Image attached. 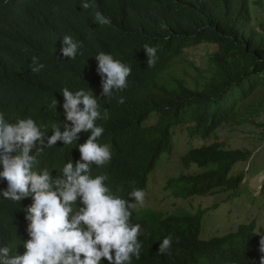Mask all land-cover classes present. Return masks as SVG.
Segmentation results:
<instances>
[{"label":"trees","instance_id":"16d2710c","mask_svg":"<svg viewBox=\"0 0 264 264\" xmlns=\"http://www.w3.org/2000/svg\"><path fill=\"white\" fill-rule=\"evenodd\" d=\"M79 4L0 0V114L7 121L32 118L50 131L53 124L70 127L59 91L83 88L101 96V77L90 56L107 52L131 73L126 88L98 99L99 110L107 113L106 119L95 121L104 129L99 143L108 144L111 155L94 171L105 175L121 197L134 183L147 192L150 174L174 151L179 127L206 139L219 137L216 133L225 127L254 123L263 128L264 141V20L254 23L252 15L254 6L264 9V0H94L87 10ZM96 11L111 23L95 24ZM64 35L80 42L74 59L59 58ZM144 44L157 48L151 67L145 64ZM203 45L214 47L209 57L202 56L204 67L185 60L192 56L190 49ZM33 57L43 65L37 72L31 71ZM79 135L77 143L87 137ZM73 154L79 156L74 145L60 144L45 148L42 156L59 171ZM252 156L250 149L220 141L194 147L182 158L190 172L172 180L170 187L184 198L233 192V199L245 179V172L234 170ZM29 203L30 198L20 203L0 199V246H7L10 256L24 251L23 208ZM203 216L202 211L167 215L138 208L132 222L141 225L142 250L132 264H260L264 252L255 222L204 241ZM165 236L170 247L158 253Z\"/></svg>","mask_w":264,"mask_h":264},{"label":"clouds","instance_id":"9594fccd","mask_svg":"<svg viewBox=\"0 0 264 264\" xmlns=\"http://www.w3.org/2000/svg\"><path fill=\"white\" fill-rule=\"evenodd\" d=\"M93 4L94 0H80L79 8L87 10ZM93 21L97 25L111 23L99 11L95 12ZM59 45L61 59H74L79 54L80 42L69 35L61 37ZM142 49L145 64L151 67L157 48L144 44ZM90 57L96 61L95 71L101 77L102 93L96 96L90 89L89 92L83 88L60 89L63 98L60 107L64 119L71 122L70 127L67 123H60V127L53 124L50 131L44 123L32 118H20L11 123L0 114V199L20 203L30 198V203L23 208L27 237L22 242L24 251L10 256L9 248L0 246V264H132L134 258H140L141 225L133 223L132 217L138 208H147L143 200L148 198V184L145 194L139 189L140 183H134L127 196L121 197L109 187L105 175L94 171L111 155L109 145L99 143L104 129L95 121L106 119L107 113L99 110L98 99L111 97L126 88L131 68L114 59L111 53L98 52ZM32 64L35 65L31 67L32 72L43 67L35 57ZM57 103L56 99L52 101L55 109ZM81 133H87V137L77 143ZM60 144L74 145L79 156L73 154L55 171L42 154L45 148ZM179 177L169 180L168 187ZM172 192L177 198L188 199L177 196L173 189ZM179 212L189 214L184 210L175 213ZM260 235V251L264 252V232ZM200 239L209 240L203 239L202 233ZM170 243V238L165 236L156 252L165 253ZM260 264H264V257Z\"/></svg>","mask_w":264,"mask_h":264},{"label":"rangeland","instance_id":"374dc122","mask_svg":"<svg viewBox=\"0 0 264 264\" xmlns=\"http://www.w3.org/2000/svg\"><path fill=\"white\" fill-rule=\"evenodd\" d=\"M254 23L264 20V9L260 6L253 7ZM214 51L213 46L203 45L190 49L191 57L185 60L198 67H204L202 56L207 58ZM256 121L260 115L253 116ZM154 120L152 121V123ZM151 123V122H150ZM263 128L249 123L231 129L225 127L209 138L190 136L185 127H179L174 133L173 154L163 157L150 177L148 183V198L143 200L144 207H151L164 213H175L184 210L189 214L203 211L202 238L210 239L213 236H226L236 232L243 223L255 222L256 231L264 232V141ZM220 141L231 148H245L253 151V156L246 163H238L239 168L234 173L245 172V179L239 189L237 197L231 199L233 192L219 193L214 196L191 197L188 199L177 198L168 181L188 172L182 165V157L190 149ZM236 165V166H237ZM195 169V168H194Z\"/></svg>","mask_w":264,"mask_h":264}]
</instances>
